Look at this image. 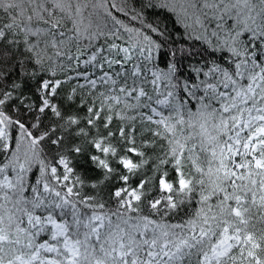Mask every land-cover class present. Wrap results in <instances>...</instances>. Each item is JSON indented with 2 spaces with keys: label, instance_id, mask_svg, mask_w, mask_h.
<instances>
[{
  "label": "snow or ice",
  "instance_id": "snow-or-ice-1",
  "mask_svg": "<svg viewBox=\"0 0 264 264\" xmlns=\"http://www.w3.org/2000/svg\"><path fill=\"white\" fill-rule=\"evenodd\" d=\"M0 264H264V0H0Z\"/></svg>",
  "mask_w": 264,
  "mask_h": 264
},
{
  "label": "trees",
  "instance_id": "trees-1",
  "mask_svg": "<svg viewBox=\"0 0 264 264\" xmlns=\"http://www.w3.org/2000/svg\"><path fill=\"white\" fill-rule=\"evenodd\" d=\"M160 19H162L164 21V23H166L168 25L169 29L173 32L176 40L179 41L180 40L179 33L182 31L180 26L178 24H174L173 18H169V17L162 15L160 17Z\"/></svg>",
  "mask_w": 264,
  "mask_h": 264
}]
</instances>
